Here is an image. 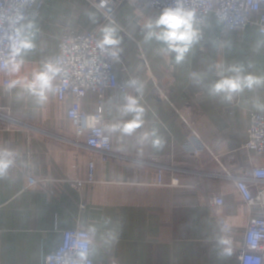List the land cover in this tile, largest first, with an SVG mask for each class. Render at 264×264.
Listing matches in <instances>:
<instances>
[{
  "label": "crops",
  "instance_id": "1",
  "mask_svg": "<svg viewBox=\"0 0 264 264\" xmlns=\"http://www.w3.org/2000/svg\"><path fill=\"white\" fill-rule=\"evenodd\" d=\"M42 2L25 20L34 24L35 48L12 79L30 77L41 62L54 58L65 34L92 32L100 40L105 26H115L121 39L114 63L118 79L133 76L144 83V129L156 128L164 146L154 149L138 143L137 136L107 133L115 155L103 159L67 117L74 96L59 101L53 95L37 106L30 98L18 99L17 90L6 91L0 72V147L18 153L0 178V264H43L61 246L64 231L74 229L91 233V258L99 264H240L236 249L244 244L251 216L262 212L245 203L226 173L264 167V155L244 148L251 113L264 115L254 106L264 104V87L227 103L195 85L192 74H204L210 84L219 78L220 66L242 63L264 76V35L253 24L223 31L210 13L199 24L201 39L176 65L159 53L161 44L144 41V25L159 14L146 4L123 1L101 9L98 0ZM126 94L135 93H104L105 124L121 119L117 109ZM98 104L93 92L81 100L88 113ZM190 123L207 146L198 155L185 147ZM92 160L94 179L88 182ZM160 170L163 185H157ZM29 177L39 183L29 186ZM77 180L85 185L76 186ZM210 196L221 197L223 204L212 207ZM221 218L230 225L232 242V253L223 260L216 244L226 235Z\"/></svg>",
  "mask_w": 264,
  "mask_h": 264
},
{
  "label": "built area",
  "instance_id": "2",
  "mask_svg": "<svg viewBox=\"0 0 264 264\" xmlns=\"http://www.w3.org/2000/svg\"><path fill=\"white\" fill-rule=\"evenodd\" d=\"M133 1L136 5L146 4L152 10L160 13L163 7L169 6L172 0H98V6L106 9L113 3ZM188 7L195 8L199 17V24L205 23L206 17L214 13L221 24L223 31L244 30L250 24L257 26L264 35V0H184ZM42 0H0V64L8 58V37L14 27L25 24L28 14L33 10H40ZM99 38L92 32H70L65 34L59 42L58 58L64 69V74L59 78L61 91L56 94L59 101H64L68 96L75 100L67 112L68 119L76 128L79 136L86 137L87 146L102 154L103 159L113 153V144L110 136L103 131L105 118L103 113V95L107 90L127 92L125 82L118 79L114 63L116 60L101 54L97 47ZM4 75V85L12 79V73L0 67ZM133 77L130 76V79ZM127 80V81H128ZM93 92L99 98L95 113H88L82 109L81 100L87 93ZM185 144L187 150L195 155L207 149L205 143L199 138L193 127ZM107 136V139L105 137ZM247 142L245 150L257 155H264V115L252 112L247 128ZM94 161L89 164V180L93 182ZM162 171L158 173V184H162ZM233 178L249 207H259L262 214L251 216L247 224L244 244L236 249L240 264H264V167L253 165L242 172L228 173ZM39 183L34 177H29V186ZM77 186L85 182L77 180ZM212 207L221 206L223 199L217 196L207 198ZM82 208L85 205H81ZM224 234L229 236L230 225L221 218L219 220ZM91 233L86 229L66 230L63 233L61 246L47 255L43 264H80L78 253L87 251V264L95 263L91 258ZM111 264H118L111 262Z\"/></svg>",
  "mask_w": 264,
  "mask_h": 264
},
{
  "label": "clouds",
  "instance_id": "3",
  "mask_svg": "<svg viewBox=\"0 0 264 264\" xmlns=\"http://www.w3.org/2000/svg\"><path fill=\"white\" fill-rule=\"evenodd\" d=\"M34 24H21L14 27L8 40V58L0 64L6 71L18 73L24 64V56L35 48ZM144 41L146 43L155 40L162 46L159 53L164 56L173 57L176 65L183 64L195 44L201 39L199 28V17L197 10L185 5L184 0H172L169 6L163 7L160 13L148 21L144 27ZM121 39L118 28L105 26L102 37L97 42L101 54L113 60L119 59ZM251 64L245 66L242 63L228 66H220L217 71L219 77L216 81L205 84L204 74L193 73L192 78L195 85L204 87L210 97L220 98L223 102L231 103L245 90L253 91L264 87V76H258L250 72ZM65 69L58 58H52L41 62L39 69L33 71L30 77H20L9 80L5 85L8 92L16 91L18 99L30 98L37 106L47 103L50 96L61 91L59 78ZM125 87L130 88L135 94L123 96V103L118 107L121 119L105 124L103 131L108 134L118 133L121 138L137 136V142L142 145H150L154 149L164 146V139L159 135L156 128L144 129L145 109L140 103L143 96L144 83L136 78L125 82ZM255 107L264 109V104L257 101ZM131 117L130 119H125ZM144 129L143 131H139ZM107 139V136L105 137ZM18 153L9 147H0V178L7 176L10 168L17 161ZM225 231V229H222ZM115 239V234L111 235ZM231 240L226 235L217 238V255L221 260L228 258L232 253ZM80 264H87V251L78 253Z\"/></svg>",
  "mask_w": 264,
  "mask_h": 264
},
{
  "label": "rangeland",
  "instance_id": "4",
  "mask_svg": "<svg viewBox=\"0 0 264 264\" xmlns=\"http://www.w3.org/2000/svg\"><path fill=\"white\" fill-rule=\"evenodd\" d=\"M132 77H133V76H132ZM190 126L193 127V129H194L193 124L190 123ZM194 130H195V129H194ZM190 133H191V131H190ZM205 145H206V144H205ZM161 171H162V170H161ZM162 173H163V172H162ZM228 173H230V171H228ZM226 175H227V173H226ZM163 182H164V181L162 180V184H158V183H157V185H163Z\"/></svg>",
  "mask_w": 264,
  "mask_h": 264
}]
</instances>
